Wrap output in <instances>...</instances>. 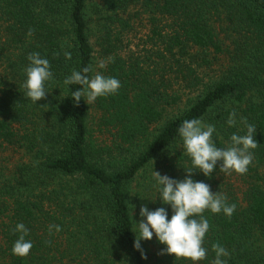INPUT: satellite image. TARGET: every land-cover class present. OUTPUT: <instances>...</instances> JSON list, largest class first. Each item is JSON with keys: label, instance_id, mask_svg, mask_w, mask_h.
<instances>
[{"label": "trees", "instance_id": "obj_1", "mask_svg": "<svg viewBox=\"0 0 264 264\" xmlns=\"http://www.w3.org/2000/svg\"><path fill=\"white\" fill-rule=\"evenodd\" d=\"M139 26L149 28L156 67L117 51ZM32 52L53 73L36 104L21 87ZM209 54L227 59L204 82L199 68L211 63ZM109 57L99 70L120 81L118 92L74 102L80 86L67 87L65 77L85 67L95 75V64ZM166 106L176 107L168 118ZM233 110L237 125L228 127ZM241 117L256 127L257 143L244 189L219 184V162L209 177L193 169V180L236 205L231 217L203 212L208 252L197 264H211L215 243L228 251L227 264H264L255 244L264 243V0H0V146L16 157L0 163V219L7 220L0 264H191L162 254L155 236L134 250L132 221L142 219L141 206H163L171 216L158 198L149 201L156 196L149 177L163 162L165 175L185 177L190 159L176 131L183 120L214 125L212 139L223 148L232 133L243 134ZM18 222L33 243L24 257L10 251ZM49 225L60 231L49 233Z\"/></svg>", "mask_w": 264, "mask_h": 264}, {"label": "clouds", "instance_id": "obj_2", "mask_svg": "<svg viewBox=\"0 0 264 264\" xmlns=\"http://www.w3.org/2000/svg\"><path fill=\"white\" fill-rule=\"evenodd\" d=\"M27 35H32V29ZM65 59H71V53H64ZM28 64L24 68V80L21 87L25 96L36 104L43 99L48 92L46 82L52 80L53 73L49 60L42 57L39 52H32L26 57ZM112 58L100 60L99 68H104ZM90 67H85L80 71L73 70L66 76L63 83L69 85H79L80 87L72 92L71 98L74 102L81 101L83 96L87 103H93L99 97L114 95L121 87L120 81L114 76H105L100 72L89 76ZM84 101V100H83ZM85 102V101H84ZM236 113L233 110L226 121L228 127L237 125ZM240 124L243 125V134L232 133L226 147H217L212 137L215 133V126L203 122L200 118L185 119L177 128V136L180 141V148L190 159V167L184 169L186 175L183 179L177 180L159 172H153L156 189L155 201L157 198L162 205H168L171 210L169 217L168 210L161 206L155 210H149L147 206H141L139 222L134 224L133 249L141 251V241L151 240L155 236L156 241L163 245L162 254L173 255L175 259L184 258L197 264L206 258L208 249L203 247L206 233L209 229V222L202 214L205 210L212 214L223 213L231 217L236 209L234 203L229 204L225 194L218 191H211L210 185L203 181H195L192 173L199 171L205 177H209L216 169L219 162V172L224 174H245L248 166L253 160L252 149L257 147L255 142L256 127L247 123L241 117ZM195 169V171L193 170ZM59 232L58 225H49V233L52 230ZM12 232L17 235L11 247V253L18 257L29 254L33 243L29 236V229L24 223L18 222L12 228ZM215 256L211 264H227L225 259L229 254L225 247L219 243L212 245ZM146 258V257H142Z\"/></svg>", "mask_w": 264, "mask_h": 264}, {"label": "rangeland", "instance_id": "obj_3", "mask_svg": "<svg viewBox=\"0 0 264 264\" xmlns=\"http://www.w3.org/2000/svg\"><path fill=\"white\" fill-rule=\"evenodd\" d=\"M143 23H144V25L147 24L145 20H143ZM148 30H149L148 27L139 26L136 33L133 32L132 34H130L129 36H126V38H124L123 45L117 50L123 59L127 60V62L137 61V63L142 65L143 67H146L147 64H148V67H150V66L156 67L155 62L158 61L156 58V55L154 54L156 52V50L153 47V44L151 43V41L149 40V37H151V34ZM217 56H218V58L217 57L215 58L214 55L209 54L208 57H206V58H209L211 63L203 64V66L201 68H199L201 75H202L201 79L204 82L207 79H209L210 77H215L216 74H219L220 65H223L225 60L227 59V56L225 54H223V55L218 54ZM200 62H201V60L199 59L198 63H200ZM201 64H202V62H201ZM97 65H98V62L95 64L94 73L100 72L99 67ZM167 78L169 79V77H167ZM193 94H191L189 96L191 97ZM182 101L185 103L186 98L183 97ZM184 103H182V105ZM173 110H176V107L170 108L169 106H166L167 118L172 116L173 114H175L176 111L174 112ZM157 126H158V124H153V125H151V128L153 129V128H156ZM13 154H14L13 150L6 149V148L0 146V163H4V161L10 163L14 159H16V157ZM166 163L167 162L158 163L155 165V167H152L151 171L149 169V171H150V177L149 178H153V177H151V176H153L152 170L155 172H159L161 175H165V167L164 166L166 165ZM222 175H223V178L218 180L219 184H222L225 182L226 185L232 186L233 189H236V191L238 193L241 191V190H239L240 188L244 189L243 187L245 184L242 181L243 176L241 174H236V173L224 174V173H221L219 178H221ZM147 176H149V175L147 174ZM147 179L148 178H146V176H145V177H142L140 179V181L135 183L136 187L137 186L139 187V188H136V190L142 191L141 187H143V185L145 184ZM4 222L6 223L7 220L6 219H0V243H3L5 246L7 243H6L4 232H2ZM255 244L264 248V243L260 239L256 238ZM5 248H6V246H5Z\"/></svg>", "mask_w": 264, "mask_h": 264}]
</instances>
